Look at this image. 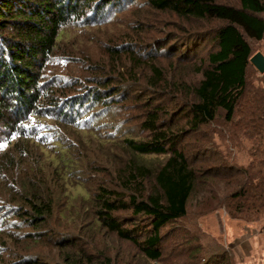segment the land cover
I'll return each instance as SVG.
<instances>
[{"label":"rangeland","instance_id":"obj_1","mask_svg":"<svg viewBox=\"0 0 264 264\" xmlns=\"http://www.w3.org/2000/svg\"><path fill=\"white\" fill-rule=\"evenodd\" d=\"M219 2L240 6L239 0ZM87 13L61 29L39 73L49 91L41 107L54 113L52 119L33 122L40 138L17 140L0 122V264H28L29 259V264H264V215L233 217L225 205L217 204L229 202L220 185L210 193L200 184L187 215L162 229V257L157 261L101 225L98 212L105 198H142L154 188L153 171L143 169L155 168L166 156L136 155L125 140L149 137L143 124L155 109L162 111L161 122L170 113L176 122L175 112L192 100V88L215 48L209 34L223 22L184 18L158 10L148 0L110 6L101 15ZM203 32H209L207 38ZM248 41L253 55L264 54V40ZM248 86L251 95L264 93V74L254 66ZM94 90L107 100L90 98ZM77 100L81 105L67 106ZM58 106L71 114L61 119ZM249 108L240 109L242 122L250 116ZM78 116L87 122L73 124ZM223 117L221 112L216 122L201 128L200 137L192 135L181 143L190 157L203 151L205 159L197 167L217 162L216 152L246 166L262 142L260 117L239 127V145L228 139ZM56 155L66 158L67 167L58 164ZM38 188L54 204V213L35 225L24 197Z\"/></svg>","mask_w":264,"mask_h":264},{"label":"trees","instance_id":"obj_2","mask_svg":"<svg viewBox=\"0 0 264 264\" xmlns=\"http://www.w3.org/2000/svg\"><path fill=\"white\" fill-rule=\"evenodd\" d=\"M128 2L130 0H0V122L13 132L15 139L38 140V128H34L33 122L42 117L54 118V113H47L41 107L49 91L42 85L39 73L52 54L61 29L85 11L101 15L107 7L117 8ZM148 2L158 10L184 18L223 22L209 34L215 48L208 53V65L192 88V100L186 102L180 112H175L176 122L173 113L161 122L159 114L162 111L155 109L143 124L151 132L149 137L125 140L136 155L166 156L155 168L143 169L153 171L154 188L142 198L136 194L128 199L108 196L98 212L102 226L132 241L147 258L157 261L162 257V229L187 215L190 200L200 184L208 186L210 193L220 185V190L228 193L229 202L220 200L217 204L225 205L235 218L252 219L264 215V136L262 142L255 145L246 166V162L238 166L216 152L217 162L205 168L197 167L196 163L205 159L203 151L198 149L190 157L181 147L187 137H200L201 128L216 122L221 112L228 139L232 137L231 142L238 145L243 140L240 128L252 123L250 119L260 117L264 125V93L255 91L251 95L248 86V72L254 66L250 62L253 48L248 38L264 40V0H239V7L219 0ZM208 33L203 32L206 38ZM89 97L96 98L97 103L107 100L98 90ZM77 103L81 105V100L67 106L74 109ZM243 105H249L250 116L242 122L238 115ZM59 113L61 119L71 114L61 109ZM76 119L73 124L87 122L81 121L80 116ZM204 139H208V135ZM257 154L262 157L258 161ZM55 159L60 166L67 167L63 155H56ZM28 191L33 196L28 194L24 199L31 208V223L47 222L53 217L54 204L43 197L39 188ZM216 195L220 197L219 192ZM120 210L130 214L119 215ZM129 225L131 227H127ZM27 261L29 264L32 260Z\"/></svg>","mask_w":264,"mask_h":264},{"label":"water","instance_id":"obj_3","mask_svg":"<svg viewBox=\"0 0 264 264\" xmlns=\"http://www.w3.org/2000/svg\"><path fill=\"white\" fill-rule=\"evenodd\" d=\"M250 62L260 73H264V54L262 52H257L256 54H254L250 58Z\"/></svg>","mask_w":264,"mask_h":264}]
</instances>
